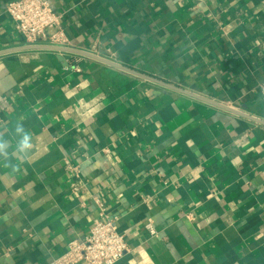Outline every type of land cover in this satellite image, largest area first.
Segmentation results:
<instances>
[{"label":"crops","instance_id":"1","mask_svg":"<svg viewBox=\"0 0 264 264\" xmlns=\"http://www.w3.org/2000/svg\"><path fill=\"white\" fill-rule=\"evenodd\" d=\"M13 1L0 0V264L62 255L98 218L94 197L128 244L117 264H264V126L83 56L16 51ZM48 1L69 49L264 121V0ZM17 126L33 138L20 159Z\"/></svg>","mask_w":264,"mask_h":264},{"label":"built area","instance_id":"2","mask_svg":"<svg viewBox=\"0 0 264 264\" xmlns=\"http://www.w3.org/2000/svg\"><path fill=\"white\" fill-rule=\"evenodd\" d=\"M6 13L27 46L68 48L62 15L54 11L48 0H15L7 5ZM75 69L80 71L79 67ZM260 91L264 99V82ZM65 165L69 171L78 173V168L70 167L68 161H65ZM79 188V185L72 186L73 191H78ZM94 204L98 209V218L88 236L83 240L71 241L67 250L49 264H117L129 251L125 236L118 231V220L109 214L105 202L99 197H94ZM144 227L151 236H158L152 219H148Z\"/></svg>","mask_w":264,"mask_h":264},{"label":"water","instance_id":"3","mask_svg":"<svg viewBox=\"0 0 264 264\" xmlns=\"http://www.w3.org/2000/svg\"><path fill=\"white\" fill-rule=\"evenodd\" d=\"M16 51H51V52H57V53H61V54L62 53H69V54H75V55H78V56H83L85 58L97 61L99 63L105 64L107 66H110L112 68L120 70L122 72L128 73V74L133 75L135 77H138V78H140L142 80H145L147 82H151V83L156 84V85H158L160 87H163V88L172 90L174 92H177L179 94H183L185 96H188V97L194 98L196 100L202 101V102H204L206 104H209L211 106H214V107L222 109V110H225L227 112H230L232 114H235V115L240 116L242 118H245V119H247L249 121H252V122H255L257 124H260V125L264 126V121H262V120H259L257 118H254V117L246 115V114H243L241 112H238L235 109H232V108L227 107L225 105L219 104V103L214 102L212 100L203 98V97H201V96H199L197 94H194V93H192L190 91L183 90V89H181V88H179L177 86H174V85H172L170 83H167V82H165L163 80H160L158 78H155L153 76H148V75L139 73V72H137V71H135L133 69H130V68L124 66V65L118 64L116 62L107 60L105 58H102V57H99V56H96V55H93V54H90V53H87V52H81V51H77V50H73V49H69V48L47 46V45H30V46H25L23 48H19Z\"/></svg>","mask_w":264,"mask_h":264},{"label":"clouds","instance_id":"4","mask_svg":"<svg viewBox=\"0 0 264 264\" xmlns=\"http://www.w3.org/2000/svg\"><path fill=\"white\" fill-rule=\"evenodd\" d=\"M17 134H22L21 138L17 141L16 145V155L17 158L20 159L27 150L32 149V135L28 132H25L21 126H17L16 128ZM10 147V142L5 141L3 137H0V155H4L6 149Z\"/></svg>","mask_w":264,"mask_h":264}]
</instances>
